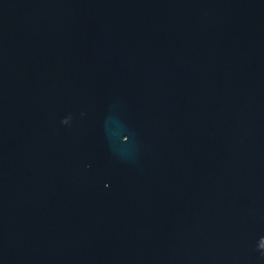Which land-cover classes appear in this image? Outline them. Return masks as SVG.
Returning a JSON list of instances; mask_svg holds the SVG:
<instances>
[{
    "label": "water",
    "instance_id": "95a60500",
    "mask_svg": "<svg viewBox=\"0 0 264 264\" xmlns=\"http://www.w3.org/2000/svg\"><path fill=\"white\" fill-rule=\"evenodd\" d=\"M0 264H264V0H0Z\"/></svg>",
    "mask_w": 264,
    "mask_h": 264
}]
</instances>
